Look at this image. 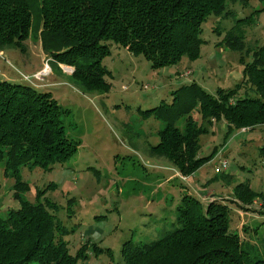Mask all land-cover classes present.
I'll return each instance as SVG.
<instances>
[{
    "label": "trees",
    "instance_id": "1",
    "mask_svg": "<svg viewBox=\"0 0 264 264\" xmlns=\"http://www.w3.org/2000/svg\"><path fill=\"white\" fill-rule=\"evenodd\" d=\"M30 1L0 0V52L10 47L25 52L24 42L32 34L33 25ZM246 1L38 0L37 4L35 0V4L40 21L38 36L52 68L59 69L60 64L72 66L71 78L86 91L107 93L111 85L105 76L109 70L102 61L111 52V42L134 56H143L152 70L173 67L177 75L182 59L194 61L200 57L203 23L211 16L216 22L234 19L236 14L230 6H243ZM262 11L264 7L253 8L247 17L235 19L238 26L224 32L218 42L239 54L243 67L240 81L209 92L192 80L174 90L177 95L169 108L161 103L143 111V117L153 115L165 123L149 152L165 157L178 177H189L184 181L189 182L216 154L223 158L224 145L233 132L244 133L264 125V45H256L250 51L244 44L245 32L239 27L254 24L252 16ZM217 26L213 31L221 36ZM249 55L251 60L245 62L244 57ZM66 111L50 92L0 79V178L14 180L13 198L19 203L17 208L0 214V264H79L87 257L85 244L75 254L70 252L64 239L66 228L55 214L57 204L46 196L53 188L51 183L35 194L33 202L23 196L29 185L21 178L22 169H50L77 151L78 144L67 137L61 118ZM215 123L225 125L222 142L208 155H200L199 138ZM221 177L226 185L232 183L228 172L221 173ZM230 194L232 199L220 194L212 201L183 195L177 207L180 226L154 240L124 242L123 261L264 264V254H256L253 245L230 229L228 204L236 202L249 211L260 200L258 211L264 215V192L245 180L235 183ZM92 247L96 254L100 250L110 253L108 248L100 249L95 244Z\"/></svg>",
    "mask_w": 264,
    "mask_h": 264
},
{
    "label": "rangeland",
    "instance_id": "2",
    "mask_svg": "<svg viewBox=\"0 0 264 264\" xmlns=\"http://www.w3.org/2000/svg\"><path fill=\"white\" fill-rule=\"evenodd\" d=\"M30 7L33 25L32 34L24 42L25 52L11 47L0 52V79L50 92L67 110L61 118L67 137L78 144L75 154L50 169L24 168L21 178L29 185L23 196L31 202L38 191L49 183L53 185L46 196L57 204L55 214L66 228L64 239L70 252L75 254L85 244L87 257L79 264H125L121 256L124 242L154 240L180 226L177 207L185 194H204L205 199L217 197L208 191L221 187L231 190L235 183L245 180L264 192V125L244 133L233 132L224 145L227 167L215 172L217 159L213 158L187 182L175 174L174 166L165 157L149 152L158 142L164 121L153 115L143 117V111L161 103L169 108L177 95L174 90L192 80L209 92L240 81L243 67L239 54L218 42L224 32L238 26L235 19L247 17L253 8H263L264 0L231 5L234 19L216 22L214 16L209 17L200 33V57L194 61L182 59L177 75L173 67L152 70L143 56H134L111 42V52L102 61L109 70L105 76L111 85L107 93L86 91L71 78L72 66L60 64L59 69L52 68L51 58L43 51L38 36L40 21L35 0L30 1ZM252 19L254 24L239 25L250 51L256 45H264V11L254 14ZM216 26L221 36L213 31ZM244 58L245 62L251 60L250 55ZM225 129V125L215 123L200 136V155H208L215 145L221 144ZM226 172L232 177L229 186L221 177ZM212 177L215 178L210 181ZM206 179L208 185L202 184ZM0 181V214H4L19 203L13 198L14 180L1 176ZM228 204L230 229L253 245L256 254L263 255L264 215L258 211L260 200L249 211L236 202ZM94 244L100 249L108 248L110 253L98 250L96 254L91 248Z\"/></svg>",
    "mask_w": 264,
    "mask_h": 264
},
{
    "label": "built area",
    "instance_id": "3",
    "mask_svg": "<svg viewBox=\"0 0 264 264\" xmlns=\"http://www.w3.org/2000/svg\"><path fill=\"white\" fill-rule=\"evenodd\" d=\"M217 158V164L214 167V171L215 172H221L223 169H225L227 167V161L225 160V158H222L221 156H219V153L216 154L215 156ZM179 177L183 180H187L189 177L188 176H184L179 174ZM188 177V178H186ZM204 201H212L214 199H216V197H210L208 199H205L204 197L202 198Z\"/></svg>",
    "mask_w": 264,
    "mask_h": 264
},
{
    "label": "crops",
    "instance_id": "4",
    "mask_svg": "<svg viewBox=\"0 0 264 264\" xmlns=\"http://www.w3.org/2000/svg\"><path fill=\"white\" fill-rule=\"evenodd\" d=\"M192 179V178H191ZM209 180L208 179H206L202 184H207L208 185V182ZM192 184V183H191ZM225 184V183H224ZM229 186V185H228ZM197 191H199L198 189H197ZM218 191V192H217ZM208 193H210L211 195L212 194H214V195H219V194H224V195H226V196H229V198H231L232 199V196H231V190H229L228 188H224V187H221V190L220 189H217V190H212V191H208ZM198 195V194H197ZM199 197H197V198H199L200 200H202V197L204 196V194H200V195H198Z\"/></svg>",
    "mask_w": 264,
    "mask_h": 264
}]
</instances>
